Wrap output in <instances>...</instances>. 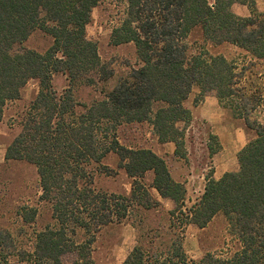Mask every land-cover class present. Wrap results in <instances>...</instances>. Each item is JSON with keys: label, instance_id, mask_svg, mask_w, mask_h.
Masks as SVG:
<instances>
[{"label": "trees", "instance_id": "obj_1", "mask_svg": "<svg viewBox=\"0 0 264 264\" xmlns=\"http://www.w3.org/2000/svg\"><path fill=\"white\" fill-rule=\"evenodd\" d=\"M99 1L0 0V118L28 80L37 83L4 158L35 167L40 199L50 205L53 220L33 233L30 250L0 230V264H59L67 254L74 255L72 264H94L91 246L98 232L126 220L135 208H149L141 182L147 172L153 174L148 187L173 207L166 223L150 229L147 242L134 245L121 264H264V118L253 116L264 108V86L254 81L263 73L255 69L264 61V12L254 0H124L110 43H132L137 61L101 97L83 103L74 97V86H94L113 75L85 33ZM233 4L245 6L248 14L237 15ZM195 28L205 42L230 44L243 54L230 60L204 48L188 54L185 38ZM34 29L52 38L42 53L23 46ZM56 74L68 82L60 91L52 85ZM193 88L200 95L213 92L253 136L236 154L237 169L218 179L209 176L200 197L186 206L184 185L171 177L165 160L149 149L124 147L115 131L122 123L147 122L159 142H172L174 155L184 158L178 153L191 120L184 101ZM214 147L211 153L217 142ZM110 153L131 178L129 195L93 185L94 168ZM24 212V222L36 213ZM217 213L225 216L237 249L188 258L185 227L202 228ZM78 230L82 240L75 239Z\"/></svg>", "mask_w": 264, "mask_h": 264}, {"label": "rangeland", "instance_id": "obj_2", "mask_svg": "<svg viewBox=\"0 0 264 264\" xmlns=\"http://www.w3.org/2000/svg\"><path fill=\"white\" fill-rule=\"evenodd\" d=\"M233 11L238 15V6ZM241 14H247L243 6ZM125 9L124 0H100L90 13V21L85 27L86 37L96 43L100 60L113 70V75L105 82L94 86L76 85L73 87L74 97L83 103L101 97L100 91L109 90L117 77L127 70L126 65L136 63L135 48L132 43L112 45L110 33L122 17ZM187 53L194 54L201 48L210 54H222L228 60L243 52L230 44L212 45L205 42L198 28L191 30L185 38ZM52 43L47 33L34 29L23 46L42 53ZM256 71L263 72L254 80L264 86V61L259 62ZM64 75L56 74L52 78L53 88L57 91L67 86ZM37 93V83L28 80L20 89L17 99L8 101L3 107L0 118V230L12 235L17 245L30 250L33 233L52 225L50 205L41 200V188L35 167L24 160H6L5 148L19 131V122L25 108ZM184 106L191 112V120L184 130V145L176 155L162 157L168 170L180 174L185 188V205H192L202 194V186L207 178H219L225 172L237 169V152L253 136L244 121L234 117L228 109L222 108L213 92L199 94L193 88L184 101ZM258 119L264 118L263 111L253 113ZM182 124H179L181 127ZM147 122L122 123L116 127V136L121 145L127 148H145L153 150L157 146V138L151 133ZM153 134V135H152ZM215 142L219 145L215 153ZM210 146L211 148H209ZM116 154H108L101 164L94 168L93 185L101 191L129 195L131 178L117 165ZM152 172L144 174L141 182L145 185L150 199L149 208H135L130 217L118 224L102 228L91 246V258L94 264H121L127 253L138 242H147L148 232L159 223H166L167 212L173 203L169 199H161L148 185ZM144 204L145 196L141 197ZM26 208H34L35 216L24 222ZM29 212V211H28ZM23 217V218H22ZM76 240L83 239V232L78 230ZM183 248L188 258H200L206 252L231 253L237 249L238 243L229 235L228 224L222 213L215 214L202 228L190 223L185 227ZM73 254L63 256L59 264H72Z\"/></svg>", "mask_w": 264, "mask_h": 264}, {"label": "crops", "instance_id": "obj_3", "mask_svg": "<svg viewBox=\"0 0 264 264\" xmlns=\"http://www.w3.org/2000/svg\"><path fill=\"white\" fill-rule=\"evenodd\" d=\"M255 1V5H256V8L258 11L260 12H264V0H254ZM235 4L232 5V11H233V7H234ZM238 11L239 12H243L242 11V8L240 7H243V5H238ZM245 7V6H244ZM246 8V7H245ZM234 12V11H233ZM236 13V12H234ZM239 13L240 16H246L248 14V11H247V14H241ZM237 14V13H236ZM238 15V14H237ZM152 133V131H151ZM153 135V134H152ZM156 138V137H155ZM174 149H175V146L172 142H164V143H161L157 140V146L155 148H153L152 152H154L156 155L158 156H170V155H173L174 154ZM169 172H170V175L171 177L175 180V181H180L181 180V176L180 174L178 173H175L169 169ZM217 179V178H215ZM203 188H204V185L202 186V190H201V193L203 191ZM153 189V188H152ZM155 192L156 190L153 189ZM157 196L159 198H161L158 193L156 192ZM161 199H165V198H161Z\"/></svg>", "mask_w": 264, "mask_h": 264}]
</instances>
